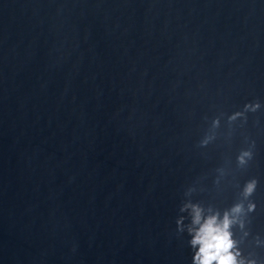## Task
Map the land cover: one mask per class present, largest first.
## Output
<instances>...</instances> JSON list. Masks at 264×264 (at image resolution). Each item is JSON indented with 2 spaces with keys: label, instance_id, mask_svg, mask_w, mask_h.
<instances>
[{
  "label": "clouds",
  "instance_id": "9594fccd",
  "mask_svg": "<svg viewBox=\"0 0 264 264\" xmlns=\"http://www.w3.org/2000/svg\"><path fill=\"white\" fill-rule=\"evenodd\" d=\"M261 108L259 101H252L243 106L242 111H236L229 116L230 121H234L240 117L247 122V113H255ZM219 125V119L213 120V126ZM209 138L199 142L200 147H205L209 143ZM254 147V141L252 142ZM253 158L252 150H244L237 156V162L243 166ZM258 186V180H249L243 188L242 195L245 199L251 197ZM188 207L192 209V225L189 227L188 234L191 236L190 246L195 249L193 255V264H257L254 259H248L244 256L240 247L241 241L235 238L233 228L245 227L243 219L248 213L256 210L254 202L249 203L245 209L243 203H236L231 208L226 209L221 215L220 212H212L207 216L204 215V209L199 205H185L181 211H185ZM181 220L177 221V225L181 224ZM182 230V229H181ZM248 235L247 232L244 233ZM257 244L262 241L257 237Z\"/></svg>",
  "mask_w": 264,
  "mask_h": 264
}]
</instances>
